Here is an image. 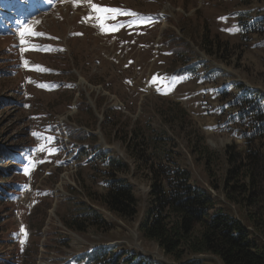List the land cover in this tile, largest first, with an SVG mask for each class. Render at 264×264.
<instances>
[{
	"label": "rangeland",
	"instance_id": "obj_1",
	"mask_svg": "<svg viewBox=\"0 0 264 264\" xmlns=\"http://www.w3.org/2000/svg\"><path fill=\"white\" fill-rule=\"evenodd\" d=\"M246 1L91 0L98 8L109 4L140 14H108V28L117 30L103 35L90 3L55 0L49 14L38 7L26 27L0 32V144L11 145L9 157L0 155V174L6 175L2 184L10 199L0 204L5 264H96L87 254L100 246L108 247V260L119 251L176 264L143 235L139 224L154 180L161 183L177 165L189 170L217 205L235 208L222 191L229 158H247L250 148L264 145L251 137L255 122L249 114L264 94V22L261 27L256 22L264 17V0ZM241 12L246 15L239 17ZM240 18L251 25L245 32ZM141 20L149 23L130 26ZM21 28L43 30L53 36L49 42L65 50L36 53L33 35L21 44ZM36 63L56 73L29 71ZM185 67L197 72L173 75ZM43 79L72 85L46 92L36 87ZM46 124L68 133L60 137L61 144L68 142L63 153L57 155L55 142L45 145L33 135L41 137ZM141 134L146 141L142 150L135 146ZM195 141L216 159L209 166L192 151ZM104 151L127 165L115 178L131 185L140 207L136 216H119L101 204L112 179L104 159L96 158ZM27 186L31 191L22 192ZM86 211L97 214L96 223L90 224ZM201 258L207 259L204 264H219L215 257Z\"/></svg>",
	"mask_w": 264,
	"mask_h": 264
},
{
	"label": "trees",
	"instance_id": "obj_2",
	"mask_svg": "<svg viewBox=\"0 0 264 264\" xmlns=\"http://www.w3.org/2000/svg\"><path fill=\"white\" fill-rule=\"evenodd\" d=\"M241 2L249 4L246 0ZM243 15L246 13L241 12L239 17ZM256 22H260L261 27L264 17H259ZM239 25L243 32L251 27L243 18H240ZM53 39L51 36L50 40ZM50 44L54 45L51 42ZM175 68L171 66V69ZM187 70L193 69L185 67L175 73L181 75ZM58 83L67 84L65 81ZM258 98L255 112H249L255 122L251 137L256 138V141H264V94L258 95ZM245 110L246 115L248 110ZM143 136L142 134L139 136L141 139L135 145L139 149L146 147ZM158 138L157 135L152 141ZM9 146L0 144V155H3ZM192 147H194L192 151L198 152L202 160H205L206 166L216 160L207 148L201 147V142L195 141ZM263 148L264 145L260 150L250 148L247 158H236L234 154L229 158L231 167L227 169V183L224 182L221 189L225 193V199L234 203L235 208L227 203L223 206L217 205L208 190L193 182L192 174L186 168L178 165L176 168H169L165 177L159 181L161 183H158L157 179L153 182L150 191L152 197L144 208V216L139 224L140 231L149 240L157 242L166 254L173 256L176 264H204L207 259H202L203 255L215 257L219 264H264ZM94 149L96 150V147ZM106 153L100 152L96 157L104 159L110 169L108 175L112 176V179L107 181V191L101 199V204L119 216H136L140 212V207L131 185L125 178H115L117 173L125 171L127 165ZM138 153L143 159L144 155L139 151ZM87 154L88 150L84 156ZM4 178L5 173H1L0 204L7 203L8 199L2 184ZM85 214L89 217L90 224L97 222V214L88 211ZM1 222L0 220V224ZM70 225L69 227L73 229L81 228L80 225L76 227L72 223ZM107 250L108 247L94 248L87 254V258L96 264H166L145 260L138 257L135 252L129 255L126 252L122 255V252L112 251L108 260L105 259ZM190 257L193 258L187 262ZM4 260L6 261L0 255V264H3Z\"/></svg>",
	"mask_w": 264,
	"mask_h": 264
},
{
	"label": "snow or ice",
	"instance_id": "obj_3",
	"mask_svg": "<svg viewBox=\"0 0 264 264\" xmlns=\"http://www.w3.org/2000/svg\"><path fill=\"white\" fill-rule=\"evenodd\" d=\"M73 2V5L74 6H78V0H72ZM88 2L91 4V0H88ZM91 8L93 9L94 12H96L98 15L95 17V19L97 21H100L99 23V27L102 29V31L104 33H107V32H114L116 31L117 29L116 28H105L104 27V23L103 21L108 19L109 18V15L108 14H112V13H115V14H122V15H128V16H136L138 17L140 14L138 13H135V12H121L119 9H101V8H98L95 4H91ZM111 18H114L111 17ZM89 19H92V17H89ZM149 23V21H146V20H141L139 21V23L137 24V22H133V25H130V26H147V24ZM238 30V29H237ZM27 34H31L33 36H36V35H43L42 33H34V32H31L30 29H25L24 32L21 33V44H25L26 43V40H25V36ZM50 50V49H48ZM24 65L27 67L28 65V62L27 61H24ZM35 70H42L40 69L39 66H36V69ZM155 82V80H154ZM40 87H45L44 85H39ZM34 136L37 137V139H39V134L38 133H33ZM41 151L43 149H40ZM50 154H51V151H50Z\"/></svg>",
	"mask_w": 264,
	"mask_h": 264
},
{
	"label": "bare ground",
	"instance_id": "obj_4",
	"mask_svg": "<svg viewBox=\"0 0 264 264\" xmlns=\"http://www.w3.org/2000/svg\"><path fill=\"white\" fill-rule=\"evenodd\" d=\"M93 23V22H92Z\"/></svg>",
	"mask_w": 264,
	"mask_h": 264
}]
</instances>
